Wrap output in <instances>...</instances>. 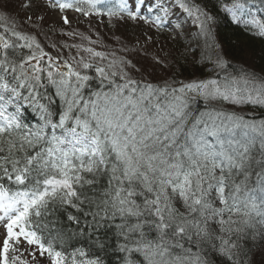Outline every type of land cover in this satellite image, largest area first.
Instances as JSON below:
<instances>
[{"label":"snow or ice","instance_id":"6c2138e0","mask_svg":"<svg viewBox=\"0 0 264 264\" xmlns=\"http://www.w3.org/2000/svg\"><path fill=\"white\" fill-rule=\"evenodd\" d=\"M229 26L264 40V0H0V264H264V66Z\"/></svg>","mask_w":264,"mask_h":264},{"label":"trees","instance_id":"16d2710c","mask_svg":"<svg viewBox=\"0 0 264 264\" xmlns=\"http://www.w3.org/2000/svg\"><path fill=\"white\" fill-rule=\"evenodd\" d=\"M209 7H211V4H209ZM227 36L230 37L231 39V43L233 45L237 44L238 42H243L250 51L255 53V57H254V67L256 69V71L260 70L261 66H264V59H262V57H264V40L260 39L259 37H250L247 34H240V35H236L234 34V30L229 26L227 28V32H226ZM195 36V33L193 32V37ZM161 37V39H165V40H169V44H171L170 46L173 48H179L181 49V51H183V47H185L188 43L187 39L184 40H179V42H174L171 37L172 35L167 34L166 32L159 36V38ZM192 43L195 44V39L192 40ZM181 64H184L185 61L181 60L180 62ZM187 67L189 70H192V64L190 62L187 63ZM207 71H211V65L208 66V68L206 69ZM178 72L182 73L180 75V79H184L185 76H187V72L184 71L183 68H180L178 66Z\"/></svg>","mask_w":264,"mask_h":264},{"label":"rangeland","instance_id":"374dc122","mask_svg":"<svg viewBox=\"0 0 264 264\" xmlns=\"http://www.w3.org/2000/svg\"><path fill=\"white\" fill-rule=\"evenodd\" d=\"M174 23V22H173ZM74 27L79 28L80 30H85L86 28V22L83 20V17L80 18L79 22H74ZM99 30L102 34H107V29L103 25H99ZM123 30V29H122ZM157 40L163 42L165 45L170 46L169 40H163L161 37H157ZM171 47V46H170ZM251 50V49H250Z\"/></svg>","mask_w":264,"mask_h":264}]
</instances>
